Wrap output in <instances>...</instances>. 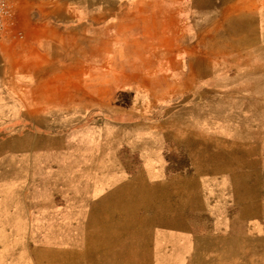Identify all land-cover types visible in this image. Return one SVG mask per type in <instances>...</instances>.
<instances>
[{
	"label": "rangeland",
	"instance_id": "1",
	"mask_svg": "<svg viewBox=\"0 0 264 264\" xmlns=\"http://www.w3.org/2000/svg\"><path fill=\"white\" fill-rule=\"evenodd\" d=\"M228 38L166 44L176 71L151 49L145 75L122 44L81 101L0 124V264H264V24Z\"/></svg>",
	"mask_w": 264,
	"mask_h": 264
},
{
	"label": "crops",
	"instance_id": "2",
	"mask_svg": "<svg viewBox=\"0 0 264 264\" xmlns=\"http://www.w3.org/2000/svg\"><path fill=\"white\" fill-rule=\"evenodd\" d=\"M7 2L12 18L7 36L0 38V124H32L50 106L69 105L72 98L81 101L85 75L111 71L113 54L127 47L122 44L135 45L134 73H151L146 70L151 49L165 54L155 65L158 72L176 71L179 56L166 44L210 42L217 33L232 36L227 42L257 43L259 20L264 24V0ZM87 48L93 51L91 62L83 59ZM208 57L191 56L188 67L209 74ZM17 149L4 145L0 153L17 154ZM24 149L20 153L34 152L32 137ZM177 218L173 215L172 220ZM192 240L186 235L185 250H192Z\"/></svg>",
	"mask_w": 264,
	"mask_h": 264
},
{
	"label": "built area",
	"instance_id": "3",
	"mask_svg": "<svg viewBox=\"0 0 264 264\" xmlns=\"http://www.w3.org/2000/svg\"><path fill=\"white\" fill-rule=\"evenodd\" d=\"M11 18L12 9L7 0H0V38L7 36Z\"/></svg>",
	"mask_w": 264,
	"mask_h": 264
},
{
	"label": "bare ground",
	"instance_id": "4",
	"mask_svg": "<svg viewBox=\"0 0 264 264\" xmlns=\"http://www.w3.org/2000/svg\"><path fill=\"white\" fill-rule=\"evenodd\" d=\"M149 140V139H148ZM153 156V155H152ZM28 158V157H27ZM27 162V161H26ZM150 169V168H149ZM150 193V192H149ZM146 194H147V192H146ZM131 196V195H130ZM148 196V195H147ZM133 199V198H132ZM148 200V199H147ZM121 204H122V202H120ZM120 204V205H121ZM151 204H153V203H151ZM129 205V204H128ZM154 205V204H153ZM142 205H140V207H141ZM122 207V206H121ZM133 207V206H132ZM150 207V206H149ZM123 208V207H122ZM128 209H132V208H128ZM136 209V208H135ZM137 210V209H136ZM148 211V210H147ZM138 212V211H137ZM128 213V212H127ZM147 214V213H146ZM150 215V214H149ZM127 218V217H126ZM129 218V217H128ZM144 218V217H143ZM151 218V217H150ZM152 219V218H151ZM154 219V218H153ZM106 221H107V219H106ZM143 221V220H142ZM151 221V220H150ZM124 222V221H123ZM165 224H166V222H164ZM168 224H169V222H167ZM109 224V223H108ZM124 224V223H123ZM140 224V223H139ZM161 224V223H160ZM162 224H163V222H162ZM162 224H161V226H162ZM164 224V225H165ZM171 224H172V222H171ZM105 226H107V225H105ZM118 226V225H117ZM146 226V225H145ZM150 226V225H149ZM149 226H147V227H149ZM160 226V225H159ZM128 227V226H127ZM140 227H141V225H140ZM144 227V226H143ZM165 227H167V225L165 226ZM164 227V228H165ZM185 227V226H184ZM102 228V227H101ZM128 228H130V227H128ZM163 228V227H162ZM105 240V239H104ZM171 240V239H170ZM160 242V241H159ZM172 242V241H171ZM164 243V242H163ZM161 246V245H160ZM156 247V246H155ZM164 254V253H163ZM164 257V256H163Z\"/></svg>",
	"mask_w": 264,
	"mask_h": 264
}]
</instances>
